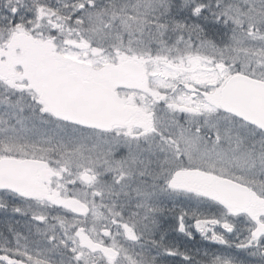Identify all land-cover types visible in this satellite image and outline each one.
Wrapping results in <instances>:
<instances>
[{
  "label": "snow or ice",
  "instance_id": "1",
  "mask_svg": "<svg viewBox=\"0 0 264 264\" xmlns=\"http://www.w3.org/2000/svg\"><path fill=\"white\" fill-rule=\"evenodd\" d=\"M0 213V264H264V0H0Z\"/></svg>",
  "mask_w": 264,
  "mask_h": 264
},
{
  "label": "flooded vegetation",
  "instance_id": "2",
  "mask_svg": "<svg viewBox=\"0 0 264 264\" xmlns=\"http://www.w3.org/2000/svg\"><path fill=\"white\" fill-rule=\"evenodd\" d=\"M9 218H11L12 220H15V219H22V218H20V217H10V216H6L4 213H0V228L3 227L4 221H5L6 219H9ZM196 239H197V241L199 240V236H198V234H197V236H196Z\"/></svg>",
  "mask_w": 264,
  "mask_h": 264
}]
</instances>
